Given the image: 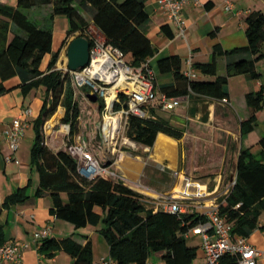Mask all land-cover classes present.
Returning <instances> with one entry per match:
<instances>
[{"label": "trees", "instance_id": "trees-1", "mask_svg": "<svg viewBox=\"0 0 264 264\" xmlns=\"http://www.w3.org/2000/svg\"><path fill=\"white\" fill-rule=\"evenodd\" d=\"M212 3H207L210 8ZM38 6H51V20L64 17L69 24L68 36H83L89 25L102 34L106 42L119 49L126 62L140 67L156 54V48L147 36L148 14L145 0H16L15 6L0 2V95L11 89L4 83L18 78L16 86L23 95L38 87H44L46 96L38 115L33 120L34 142L30 151V166L38 174V187L34 197L49 196L52 207L49 214L70 223L78 230L86 226L98 228L97 232L108 246L109 258L114 264H147L152 255L161 254L164 264H192L197 257V247L190 246L185 237L193 228L208 218L196 213L173 214L148 208L147 198L132 190L121 180L96 177L88 180L77 168L78 161L66 149L51 150L44 141L43 126L62 106L65 114L62 123L73 131L78 117V107L73 100L74 90L67 85L69 77L55 65L59 52L52 53L53 32L47 25H38L24 10ZM245 23L247 45L223 50L213 47L212 61L195 64L201 74L214 77L212 81L188 80L182 72L179 56L160 58L157 69L160 74H171L174 85L160 88L169 98L190 95L212 99H228L229 79L243 76L247 81H258L264 74L256 65L264 61V14L250 12ZM167 37H173L168 26H162ZM65 44V42H64ZM63 44V45H64ZM46 55L51 58L46 71L40 66ZM226 59V74L217 76V59ZM66 84V87H65ZM124 100V96H120ZM249 117L241 122V133L251 132L256 114L264 106V84L258 91L245 96ZM103 108V103H100ZM121 106L115 105L114 111ZM149 117L129 115L125 137L131 142L151 148L159 133L180 139L183 131L173 128L168 121L155 115L152 107ZM258 151L241 150L235 169V180L227 194L217 200L218 214L231 225L232 237L248 238L258 228V220L264 211V137L258 142ZM31 180L8 196L0 207V245L6 241V222L1 221L3 211L26 203L30 196ZM260 229H264V226ZM58 250L72 259V264H93L91 242L79 244L72 238L41 241L39 253L53 258ZM220 264H237V258L225 255Z\"/></svg>", "mask_w": 264, "mask_h": 264}, {"label": "crops", "instance_id": "crops-1", "mask_svg": "<svg viewBox=\"0 0 264 264\" xmlns=\"http://www.w3.org/2000/svg\"><path fill=\"white\" fill-rule=\"evenodd\" d=\"M6 1L4 3H7ZM207 3H212L208 9L206 8ZM10 4L15 6L14 2ZM224 4L225 0H197L196 3L190 1L186 3L182 9V16L185 22L183 37L179 36L176 25L161 9L158 0H145V10L149 18L147 36L156 48L155 56L148 62L156 75L155 90L157 93H162L161 87L175 84L171 74H160L158 72L157 62L160 58L171 55L179 56L182 61V72H184L187 69L188 59H190L192 65L210 63L213 56V47L217 44L223 50H232L247 45L245 35L247 25L245 19L252 11H260L264 14V0H236L231 10H225ZM48 7L52 11L51 6ZM36 8L34 7L33 9ZM50 16L51 12L47 16L48 18L43 20V22L45 21L44 23L35 22L38 25H47L49 28H52V53L59 52L55 69L60 70L66 66V48L76 34L72 36L67 35L69 24L65 18L59 20L60 17H56L51 20ZM58 20L61 21L59 32L57 30ZM87 20L94 27L91 18ZM162 26H168L173 37H167L162 31ZM261 52L264 53V46L261 48ZM50 58V55L44 57L40 66L41 71H46ZM58 63L59 67H57ZM216 64L217 76H224L226 74V59L220 57L217 59ZM256 68L259 73L264 74V61L257 63ZM213 79L214 77L203 75L198 71L197 80L212 81ZM18 83V78L6 81L4 86L12 89L0 95V207L5 199L14 193L16 189L27 186L29 180H31L30 189L28 190L30 198L22 205H17L3 211L1 221L3 223L6 222L5 243L15 241L19 244H29V247L23 252V264H72L73 259L62 250L56 251L53 258L40 254L39 246L41 242H36L33 239V233L40 231L47 225L52 229V236L50 238L57 240L65 239L64 236L66 235H64L62 229V227H65L70 233V238L77 243L83 245L88 240L91 242L93 263H97L102 259H110L105 240L106 249L103 252L100 251V240L103 237L97 232L98 228L86 226L85 228L76 230L70 223L56 219L49 214V209L52 207V200L49 196L43 198L34 197V193L38 187V174L30 166V151L34 142L32 123L41 108L42 101L46 96V90L41 86L30 91L27 96H24L21 89L16 87ZM263 84L264 75L258 81H247L243 76H236L229 79V97L227 103L205 96L190 95L184 98H174L177 100V105L172 110H164L158 104L152 107L155 115L168 121L173 128L183 131V136L178 140L159 133L151 148L140 145L145 149L153 151L152 157H155L154 161L156 163L162 164L168 161L166 171L171 175L173 181L172 184L166 185L169 190L157 191L142 184L143 178L151 176L149 175L150 171L146 169L148 164L136 154H133L134 157L132 158L126 156L118 157L119 159H116L110 168L113 167L112 169L116 173H123L122 180L124 184L147 198L145 203L148 208L155 207L157 193L178 192L183 187L184 177L193 179L203 185L206 195L202 200L195 201L189 213L193 212L204 215L216 205V199L225 195L233 184L236 173V162L240 151L251 149L252 153H256L259 149L257 144L264 137V106L256 114L255 127L251 132L243 135L241 133V122L246 120L250 115L245 100L246 94L251 91H258ZM67 85H70L74 90L70 79L67 81ZM73 100L78 107V117L73 131L70 132L69 130L68 134L67 128L70 129V127L62 123L65 111L62 106H59L52 116L54 117L61 111L62 114L58 121L54 126H51L49 122L52 118L43 126L45 144L50 149L56 150L55 147L60 148V146H64L65 148L68 145L73 146L85 141L87 144H91L90 154L101 165L97 157L104 149L99 150L98 148L99 135L97 134V129L91 127L92 123L90 120L82 123V119L87 114H91L95 110V107L100 108L101 102L99 100L92 102L90 99L87 101L81 95H76L75 90ZM27 109H30L32 112L29 118V127L25 131V136L18 150L12 153L5 140V131L9 128L12 121L19 118ZM28 132L32 133L31 143L25 141ZM61 133L66 137L68 143L65 144L63 140H60L59 136ZM159 137H165L171 141L172 151L168 156L154 150L155 143ZM203 155H207L211 160L222 159V162L226 158V164L231 163L233 166L231 176L228 178L226 175L224 177L220 175L214 180V182L216 181L214 186H210L209 181H201L184 171L183 165L186 156L200 158ZM8 156L13 157L12 162L6 161ZM213 163L208 162L210 166ZM207 165L204 170L208 168ZM212 167L214 170H218L217 166L214 165ZM220 167V172H222L223 168L222 166ZM118 168L120 169L118 170ZM193 168L195 172L204 171L197 162ZM175 172L177 176L173 175ZM225 182H228V186L221 192L220 185ZM66 223L70 226H66ZM263 226L264 211L259 217L258 228L247 238L248 243L260 251V255L256 259L257 264H264V234L262 229H260ZM190 240L193 242L192 245L189 244ZM188 244L197 247L195 263L202 264L204 262V255L201 249L200 236H190ZM148 263L163 264L161 254L157 253L153 255V260H149Z\"/></svg>", "mask_w": 264, "mask_h": 264}, {"label": "built area", "instance_id": "built-area-1", "mask_svg": "<svg viewBox=\"0 0 264 264\" xmlns=\"http://www.w3.org/2000/svg\"><path fill=\"white\" fill-rule=\"evenodd\" d=\"M189 1L197 2V0H158L161 9L176 25L179 36L183 37L185 22L182 9ZM235 2L236 0H225L224 9L231 10ZM83 36L89 40L91 45L88 64L78 71H70L67 66L60 70L72 81L76 95H81L87 101H89V94L96 95L103 103L102 110L108 114L106 117L120 116V126L112 130L105 128L103 120L99 132V150L114 144L126 128L129 115L147 118L149 117L148 110L157 104L164 110L175 108L177 100L167 97L164 93L156 92V75L149 62L136 68L130 66L123 53L109 45L95 27H90ZM183 74L188 80H195L198 77V70L193 67L190 59L187 60V69ZM120 96H124V100ZM222 102L227 103L228 99H223ZM115 105L121 106L120 110L114 111ZM125 105L126 108H124ZM31 115L30 109L25 110L19 118L12 121L5 131V140L12 153H15L20 146L25 131L29 127ZM67 130L69 134V128ZM90 147L91 144L85 141L65 147L67 152L77 159L79 174L88 180L98 176L104 178L105 175L114 176V173L108 171L91 156ZM6 161L12 162L13 157L8 156ZM173 175L177 176V173ZM183 182V187L178 192L157 193L154 209L173 214H185L189 212L195 201L202 200L206 195L203 185L197 181L184 177ZM219 198L216 199V205L204 214L208 220L190 230L185 237L188 239L192 235L200 236L204 255L202 264H220L225 255L236 257L237 264H257L256 259L260 251L249 244L247 238L231 236V225L218 214L217 200ZM262 232L264 234V229ZM51 236L52 229L49 225L33 233V239L36 242H41ZM28 247L27 243L19 244L15 241L0 245V264H23V252ZM93 264H114V262L111 259H102ZM192 264L198 263L193 262Z\"/></svg>", "mask_w": 264, "mask_h": 264}, {"label": "rangeland", "instance_id": "rangeland-1", "mask_svg": "<svg viewBox=\"0 0 264 264\" xmlns=\"http://www.w3.org/2000/svg\"><path fill=\"white\" fill-rule=\"evenodd\" d=\"M6 0H0V2H5ZM16 0H7L6 2L7 3H15ZM51 12V9L50 7L48 6H45V7H37L36 9H30V10H24V13L33 21H38V22H43V20L46 18H48L47 16L50 14ZM64 19V17H60V19ZM86 18L87 19H90L89 16L86 15ZM57 22V30L58 32L60 31V22L59 21ZM92 27V25H88L87 26V30ZM61 61V60H60ZM59 61V62H60ZM59 67V63H58V66ZM59 111V110H58ZM61 114L62 112H58L54 117H52L51 119V124L52 122L56 123L58 121V119L61 117ZM108 116V114H105L103 112V110L101 108H96L95 107V110L92 111L91 114H87L83 119H82V123L84 122H87L90 120V122L92 123L91 124V127L92 128H96L97 129V126L98 124H101L103 123V120L104 118ZM49 122V124H50ZM54 126V125H53ZM98 131V130H97ZM31 132H28L27 135H26V139L25 141L27 143H31L32 140H31ZM60 140L64 141V143H68V140L66 139V137L63 136V134L61 133V135L59 136ZM59 140V142H60ZM100 141V139H99ZM98 141V142H99ZM26 143V144H27ZM64 144V145H65ZM186 144V143H185ZM56 150H61V149H65L64 146H60V148L58 147H55ZM53 151H56L54 149H51ZM152 153V154H151ZM133 154H136L138 156H140L144 161L145 163L148 164L147 166V170L150 171L149 175L151 177L149 178H143L142 179V184H145L157 191H164V190H169V188L166 187V185L168 184H172V178H171V175L168 174V172L166 171V165L168 163V161H165L164 163H156L154 161V156L152 157L153 155V151L152 150H148V149H145L144 147H141L140 145H137L133 142H131L130 140H128L126 137H125V128L123 130V132L121 133V135L119 136V138L114 142V144L110 147H107L105 148L97 157V159L99 160V162L101 163V165L103 167H106L108 169V171L114 173V176L113 175H105V178L107 179H112V180H122V174L123 173H116L115 171H113V167H111L112 163L116 160V159H119L118 157L120 156H126L128 158H132L134 157ZM196 162L199 164L200 167L205 168V166L208 164V162H214L212 166H217V169L218 170H214L212 166H210V164H208V168L205 169L204 171L202 172H195L193 171L194 168V164H196ZM223 168V171L220 172V169L221 167ZM184 171L187 172L188 174H190L191 176H194L196 177L197 179L201 180V181H209L210 183V186H214L215 182L214 180L216 178H218L220 175L222 177H224L225 175L228 176H231V172H233V166L231 163L229 164H226V158L223 160L222 162V159H215V160H211L209 159V157L207 155H203L202 157L200 158H197V157H192V156H186L185 157V161H184ZM120 168H118L119 170ZM146 170V171H147ZM226 172V173H224ZM228 186V182H225L224 184H221L220 185V191H224ZM67 224V223H66ZM66 226H70V225H66ZM63 231H64V236L65 238L67 237H70V233L67 231V229L65 227H62ZM101 245H100V251L103 252L104 249H106V244H105V241L103 238H101ZM189 244H193V242L190 240L189 241ZM150 260H153V255L151 256Z\"/></svg>", "mask_w": 264, "mask_h": 264}, {"label": "water", "instance_id": "water-1", "mask_svg": "<svg viewBox=\"0 0 264 264\" xmlns=\"http://www.w3.org/2000/svg\"><path fill=\"white\" fill-rule=\"evenodd\" d=\"M90 42L84 36L76 34V36L70 41L66 48V66L70 71H78L83 69L89 62L90 57ZM88 98L92 102H97L96 95H88ZM126 108V105L124 106ZM101 124L97 126V134L99 135Z\"/></svg>", "mask_w": 264, "mask_h": 264}, {"label": "bare ground", "instance_id": "bare-ground-1", "mask_svg": "<svg viewBox=\"0 0 264 264\" xmlns=\"http://www.w3.org/2000/svg\"><path fill=\"white\" fill-rule=\"evenodd\" d=\"M55 123L50 122L49 125L53 126ZM104 126L106 129H111L112 128H118L120 126V116L117 117H106L104 119ZM154 150L157 152H160L163 155H169L171 154L172 151V144L171 141L166 139L165 137H159L157 142L155 143Z\"/></svg>", "mask_w": 264, "mask_h": 264}]
</instances>
